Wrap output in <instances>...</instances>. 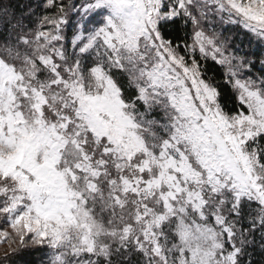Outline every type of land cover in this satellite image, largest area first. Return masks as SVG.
Returning <instances> with one entry per match:
<instances>
[{
  "label": "snow or ice",
  "instance_id": "snow-or-ice-1",
  "mask_svg": "<svg viewBox=\"0 0 264 264\" xmlns=\"http://www.w3.org/2000/svg\"><path fill=\"white\" fill-rule=\"evenodd\" d=\"M25 8L0 0L5 258L264 264V0Z\"/></svg>",
  "mask_w": 264,
  "mask_h": 264
},
{
  "label": "trees",
  "instance_id": "trees-1",
  "mask_svg": "<svg viewBox=\"0 0 264 264\" xmlns=\"http://www.w3.org/2000/svg\"><path fill=\"white\" fill-rule=\"evenodd\" d=\"M2 2L6 5L10 3L12 8L23 10L24 14L27 15L29 9L25 8V6L31 4L32 8H35L37 0H2ZM64 2L67 3L68 0H64ZM9 11H11V8ZM50 11L54 12L55 9H51ZM17 14L19 15V12ZM33 19H35V17H33ZM217 31H223L225 36L233 37L235 42H243L246 47L250 39H252L255 43V38L246 33V31L237 24H219L217 26ZM257 51H259V49H257ZM222 102L225 103L228 109H232L234 105V98L231 97L230 89L224 95ZM0 226H3L2 218H0ZM42 256L43 253L38 251L27 252L22 258L18 256H9L5 258V255H2L0 256V264H13V262H15V264H22L24 261L31 262V264H40V259Z\"/></svg>",
  "mask_w": 264,
  "mask_h": 264
},
{
  "label": "rangeland",
  "instance_id": "rangeland-1",
  "mask_svg": "<svg viewBox=\"0 0 264 264\" xmlns=\"http://www.w3.org/2000/svg\"><path fill=\"white\" fill-rule=\"evenodd\" d=\"M9 231H10V229H9ZM13 247H15V245H13ZM7 252H10V248H9L8 243L6 241L0 243V256L5 255V253H7Z\"/></svg>",
  "mask_w": 264,
  "mask_h": 264
}]
</instances>
